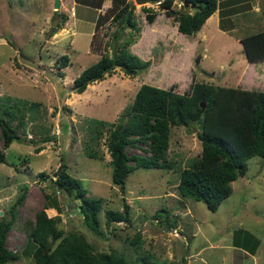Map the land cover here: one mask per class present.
Listing matches in <instances>:
<instances>
[{
    "label": "rangeland",
    "instance_id": "obj_1",
    "mask_svg": "<svg viewBox=\"0 0 264 264\" xmlns=\"http://www.w3.org/2000/svg\"><path fill=\"white\" fill-rule=\"evenodd\" d=\"M128 1L134 7L135 30L125 26L124 16L113 19L109 13L112 0L105 15L101 14L104 19L97 29L92 24L95 10L73 4V0H63L58 11L53 7L54 0H0V115L8 106L27 103L26 109L16 112L9 122L19 140L4 148L0 128V152L6 159V163H0V220L2 216L9 219L8 209L15 205V220L5 245L21 254L19 261L7 264H33L32 258L23 253L29 251L24 222L34 221L36 212L47 204V194L54 195L52 199L61 211L50 205L45 212L48 217L60 214L58 226L65 233L80 232L96 252L113 251L124 256L128 264H143L144 258L150 264H252V257L241 261L245 254H234L233 239L248 251L259 246L256 263L264 264V161L260 157L247 161L246 173L231 183L230 196L212 212L203 201L183 197L177 188L181 168L201 152L198 130L193 126L171 127L167 150L171 169L137 168L128 175L124 189L111 179L106 132L92 142L101 159L84 153L93 130L92 120L114 128L142 84L165 90L172 87L178 94L189 92L192 82L224 87L236 84V88L264 91V74L252 78L248 73L241 81L229 74L232 57L222 49L228 47L231 55L240 56L230 36L213 32L211 42L203 44L209 52H203V45L194 48L186 42L190 36L177 35L174 20L166 21L158 1ZM177 4L173 3L174 9L179 8ZM72 6L76 17L71 15ZM148 12L158 14L153 26L145 19ZM126 40L134 41L126 49L148 62L145 70L129 77L116 69L104 80L89 84L82 93L72 91L74 79L84 68L101 54H116ZM204 54L208 57L200 62ZM64 55L68 57L67 66L60 67ZM246 83L247 88L241 87ZM143 148L146 145L137 142L127 146L126 153L148 156ZM62 162L87 190V197L102 198L98 214L102 235L91 232L76 213L80 201L55 187L54 173ZM40 172L48 177L43 178ZM24 184L27 187L22 190ZM19 195L23 199L16 203ZM124 202L130 210V222L106 221V211H122ZM240 230L253 238L234 234Z\"/></svg>",
    "mask_w": 264,
    "mask_h": 264
},
{
    "label": "trees",
    "instance_id": "obj_2",
    "mask_svg": "<svg viewBox=\"0 0 264 264\" xmlns=\"http://www.w3.org/2000/svg\"><path fill=\"white\" fill-rule=\"evenodd\" d=\"M103 1L75 0L76 3L93 8H100ZM179 1L183 2L180 9L173 8L175 0H160L159 6L164 9L167 17H172L177 23V31L187 36L195 35L218 8L217 0ZM191 7L194 11L187 12ZM133 8L132 2L128 0H112L109 13L116 20H121L124 16L125 26L135 30L137 26L132 20ZM237 9L233 11L234 14L231 13V27L225 29L226 33L239 40L248 62L264 61V14L257 15L251 7L239 8L242 9L239 11ZM224 13L225 11H221V29H224ZM103 15L97 16L95 29L100 26ZM156 16L157 13L148 12L145 19L151 24ZM133 42L124 41L114 55L101 54L96 62L84 68L74 79L72 91L82 93L89 84L104 80L116 69H121L129 77H135L137 73L145 70L148 62L142 61L126 49ZM67 59L64 55L59 66H67ZM21 104V107L17 103L6 107L0 115L4 148L20 138L9 122L16 117V112L21 113L26 109L27 103L21 101ZM31 108L32 106L29 109ZM92 124L93 130L89 142H85L87 146L84 153L89 158L101 159L93 149L92 142H97L103 132H106V145L111 157V179L121 189H124L128 175L137 168H172L171 159L167 157L171 127L196 128L201 152L181 168L177 188L183 197L203 201L212 212L230 196L231 183L246 173L250 158L257 156L264 161V91L192 82L189 92L178 94L172 87L165 90L142 84L132 103L119 116L114 128L101 120H92ZM137 142L146 145L142 150L148 156L126 153V147L135 146ZM0 163H6L3 152H0ZM39 175L48 177L44 172ZM54 177L53 183L57 189L62 190L67 197L80 201L75 211L82 217L88 229L96 235H102L98 215L102 208V198L87 197V190L80 186L77 178L67 172L64 162L55 171ZM26 187L24 184L21 189L25 190ZM45 198L47 204L36 212L34 221L24 222L29 251L23 253L24 256L32 258L33 264H128L124 256L113 251L96 252L80 232L65 233L58 226L61 222L60 214L48 217L45 212L51 205L60 213L61 208L53 200L54 195L51 197L47 194ZM22 199L23 195H19L16 203H20ZM129 211L128 204L124 202L122 211H106V221L129 223ZM8 212L9 219L2 216L0 220V264L21 259V254L10 251L5 245L6 234L15 220V205ZM243 232L249 239L253 238L245 230L236 231L234 234L239 236ZM233 242L242 245L234 239ZM148 263L150 264L144 258L143 264Z\"/></svg>",
    "mask_w": 264,
    "mask_h": 264
},
{
    "label": "crops",
    "instance_id": "obj_3",
    "mask_svg": "<svg viewBox=\"0 0 264 264\" xmlns=\"http://www.w3.org/2000/svg\"><path fill=\"white\" fill-rule=\"evenodd\" d=\"M62 1L63 0H60V6H62ZM217 1H218L217 10L211 16H209L206 19V21L202 25L201 29L195 35H190L191 40L186 41L190 46H194V48H198L199 46H202L204 43L211 42L213 36H215V33L228 35L226 33L225 29H228L231 27V25H230L231 24L230 20L232 18L231 15L234 14L233 11L236 8H238L237 10L239 11V10H242L244 8L251 7L252 10L257 15L264 14V2L261 0H217ZM175 2L177 3V2H179V0H175ZM74 3H76L75 0H73V4ZM110 3H111L110 0H104L103 3L101 4L100 8H93L92 7L96 13L94 20L92 21L94 29H95V21H96L97 16L99 14H104L106 9L110 7V5H111ZM77 5L89 8V6L83 5L80 3H77ZM230 8H233L234 10L231 12L228 11V12L224 13V18H225L224 29H221V27H220V17L222 15L221 11H226V10H229ZM239 8H242V9H239ZM178 9H180V8H178ZM71 10L73 12V13L71 12V15L76 17L77 13L74 12L73 6L71 7ZM193 11H194V9L192 7L187 9V12H189V13H192ZM163 13H164V11H163ZM230 13H232V14H230ZM171 18L172 17H166V15H165L166 21H169ZM154 21L151 23L152 26H153ZM263 23H264V19H263ZM173 28L175 29L177 35L187 36V35H184V34L179 33L177 31V23L175 21H174ZM94 29L91 32V34H93ZM213 32H215V33H213ZM228 36H230V35H228ZM230 37L233 38L234 41H236V43H232L231 45L234 48L236 47V51L240 54V56L231 55L230 51H232V50L231 49L229 50L228 47H224L222 49L223 52H225L227 55H229L228 57H232V60L228 63V70L230 71L229 74H232L233 77H237L238 80H240V81L243 78H245V76H247L248 73H250L249 75H251L252 78L261 77L264 74V61L248 62L246 57H245V52H244V48H243L242 44L239 42V40L235 39L234 37H232V36H230ZM222 46H224V45H222ZM202 51L203 52H209V49L203 45ZM218 52H219V50H218ZM206 57H208V55L204 54L201 57L200 62L202 61L203 58H206ZM222 70H224V69L222 68ZM249 70H251V72ZM223 74H224V72H222V75ZM238 83H241V82H238ZM247 85H248V83L244 84V86H241V87L247 88L248 87ZM236 86L237 85L235 84L234 87H236ZM250 86H251V84H249V87ZM172 232H173V234L177 233V232H175V230L174 231L172 230ZM232 244L233 245H231V247H232V250L234 251V254L235 253L236 254H238V253H240V254L244 253L245 254L244 257H242L240 259L241 261H244L245 257H252V260H251L252 264H258V263H256L257 257L255 255H256V251H257L259 246L254 251H251V250L248 251V249L245 246L243 247L242 245H237L233 241H232ZM256 244L259 245V242H257ZM234 259H236L235 255H233L232 261H234Z\"/></svg>",
    "mask_w": 264,
    "mask_h": 264
},
{
    "label": "water",
    "instance_id": "obj_4",
    "mask_svg": "<svg viewBox=\"0 0 264 264\" xmlns=\"http://www.w3.org/2000/svg\"><path fill=\"white\" fill-rule=\"evenodd\" d=\"M134 1L137 4H145V3H155L159 0H134ZM184 6H187V4H184ZM53 7H54V9H56V11H58L60 8V0H54ZM53 26H55V23H53ZM47 36H48V34L46 35V38H47ZM202 108H204V104H202Z\"/></svg>",
    "mask_w": 264,
    "mask_h": 264
},
{
    "label": "built area",
    "instance_id": "obj_5",
    "mask_svg": "<svg viewBox=\"0 0 264 264\" xmlns=\"http://www.w3.org/2000/svg\"><path fill=\"white\" fill-rule=\"evenodd\" d=\"M157 3L159 4V3H160V1H158ZM177 5H178V7L180 8V7H182V5H183V2H182V1H179ZM72 13H73V12H72Z\"/></svg>",
    "mask_w": 264,
    "mask_h": 264
},
{
    "label": "clouds",
    "instance_id": "obj_6",
    "mask_svg": "<svg viewBox=\"0 0 264 264\" xmlns=\"http://www.w3.org/2000/svg\"><path fill=\"white\" fill-rule=\"evenodd\" d=\"M160 1V0H159ZM181 8V7H180Z\"/></svg>",
    "mask_w": 264,
    "mask_h": 264
}]
</instances>
